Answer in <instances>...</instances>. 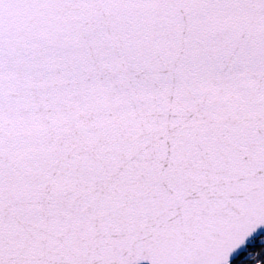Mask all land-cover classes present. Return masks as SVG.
I'll list each match as a JSON object with an SVG mask.
<instances>
[{
	"label": "snow or ice",
	"instance_id": "6c2138e0",
	"mask_svg": "<svg viewBox=\"0 0 264 264\" xmlns=\"http://www.w3.org/2000/svg\"><path fill=\"white\" fill-rule=\"evenodd\" d=\"M0 264H264V0H0Z\"/></svg>",
	"mask_w": 264,
	"mask_h": 264
}]
</instances>
